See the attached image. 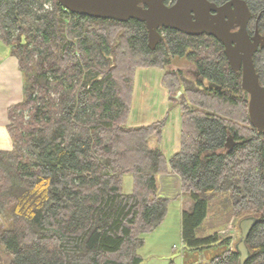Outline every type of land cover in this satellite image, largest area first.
Returning <instances> with one entry per match:
<instances>
[{
	"label": "trees",
	"instance_id": "16d2710c",
	"mask_svg": "<svg viewBox=\"0 0 264 264\" xmlns=\"http://www.w3.org/2000/svg\"><path fill=\"white\" fill-rule=\"evenodd\" d=\"M247 1L264 32V0ZM0 40L26 79L36 58L51 66L34 76L39 90L24 82L23 101L9 109L14 147L0 151V264H141L146 238L168 217L171 200L159 197L158 177L170 171L191 202L184 247L228 246L196 264H240L233 238L203 235L214 205L224 225L261 219L246 264H264V132L250 120L241 74L220 41L169 29L152 50L145 23L75 14L58 0H0ZM190 50L222 90L167 70ZM258 60L264 83V55ZM140 68L165 70L170 103L181 108V148L170 161L162 148L167 119L128 125Z\"/></svg>",
	"mask_w": 264,
	"mask_h": 264
},
{
	"label": "water",
	"instance_id": "95a60500",
	"mask_svg": "<svg viewBox=\"0 0 264 264\" xmlns=\"http://www.w3.org/2000/svg\"><path fill=\"white\" fill-rule=\"evenodd\" d=\"M68 11L95 19L128 22L137 20L148 28V45L155 50L162 41L160 28L177 30L188 35L208 34L220 41L234 71L243 67L242 88L250 95L249 115L253 126L264 132V86L254 63L259 47L264 48V36L259 31L252 39L247 27L251 18L249 6L244 0H232L217 7L208 0H178L171 7L165 0H58ZM216 12L217 15H213ZM240 28L239 32L233 29ZM235 145L233 144L231 147ZM261 219L249 216L239 221V241L235 249L240 264H246L251 256L247 241Z\"/></svg>",
	"mask_w": 264,
	"mask_h": 264
},
{
	"label": "crops",
	"instance_id": "0c3cea01",
	"mask_svg": "<svg viewBox=\"0 0 264 264\" xmlns=\"http://www.w3.org/2000/svg\"><path fill=\"white\" fill-rule=\"evenodd\" d=\"M139 71H147V79L139 83ZM17 58L8 54H0V150L10 148L4 145L5 136L11 141L8 131L9 109L23 100V73L21 74ZM166 71L160 68H140L136 71L132 110L128 122L129 127L149 126L167 119L163 131V153L170 161L181 148L182 113L181 108L172 106L170 92L163 85ZM146 76V75H145ZM3 144V145H2ZM170 171V170H169ZM159 197L171 200V203H182L190 208L191 202L182 195V180L178 174L170 173L158 177ZM189 204V205H188ZM182 207V212L186 210ZM184 214V213H183ZM182 214V216H183ZM166 223L146 238V243L139 254L143 258L141 264H167L172 260L176 243L167 235ZM179 236L182 237L181 223ZM166 232V233H165ZM185 249V247H184Z\"/></svg>",
	"mask_w": 264,
	"mask_h": 264
},
{
	"label": "rangeland",
	"instance_id": "374dc122",
	"mask_svg": "<svg viewBox=\"0 0 264 264\" xmlns=\"http://www.w3.org/2000/svg\"><path fill=\"white\" fill-rule=\"evenodd\" d=\"M8 53H10V48L0 40V54H8ZM178 63L179 60L175 59L171 68L177 69V67L179 66ZM50 67L51 66L47 60L42 58H36L35 61L29 67L30 79L28 80L25 77H23V82H25V85H28L27 81H29V86H32V88L35 91H38L39 87L35 85L34 76L40 72L49 70ZM148 74L150 73L147 71H139V76H138L139 83L141 82L143 83V81L147 79ZM23 91H24V86H23ZM22 98H24V93ZM55 99L58 100L59 97H55ZM5 139L6 140L4 141V145L9 147L10 145L9 143H11V146L7 150H0V151H12L14 147L13 145L14 142L12 138L10 141V139H8V137L5 136ZM124 190L125 193H131L133 191V178L130 175L125 177ZM189 201L190 200L188 199V202ZM186 204L182 206V203L179 202V203H172L169 205L168 217L165 221V223L167 224L166 229L168 230L167 235H170V239H172L177 246L176 249L173 251L172 260L167 264H170L172 261L175 264H196L199 262L209 261L222 255L228 249V246L225 245H217L212 248L206 249L204 251H190L186 248L184 249L182 237L179 236V230H181L180 227L183 219L182 214L184 213L182 212L181 209L182 207L185 209V207L187 206ZM187 208L188 207H186V209ZM216 210L217 207L215 205L210 208L209 218L207 219V221L204 223L203 226V235L218 233L225 237H231L233 238L231 241V247H234V244H236L240 238V230L238 228V223L240 219L238 218L232 219L230 223L224 225L222 219L219 216H216L215 214L217 212ZM3 222L5 223L4 220Z\"/></svg>",
	"mask_w": 264,
	"mask_h": 264
},
{
	"label": "flooded vegetation",
	"instance_id": "af4514ba",
	"mask_svg": "<svg viewBox=\"0 0 264 264\" xmlns=\"http://www.w3.org/2000/svg\"><path fill=\"white\" fill-rule=\"evenodd\" d=\"M177 1L178 0H165V4L167 6H169V7H171V6L175 5L177 3ZM208 1L210 3H212V4H215L217 7H222V6L226 5V4H228L229 2H231L232 0H208ZM244 1L247 2L248 6H249V9H250V12L252 14L251 18L249 20V23H248V27H247V30H248V33H249L250 37L252 39H254V37L257 35V31H259V33L262 36H264V32L261 31L260 26H259L260 19H261V14H259V15L255 14L254 11L251 9V5L249 4V2L247 0H244ZM212 14L213 15H217L216 12H212ZM147 30H148V28H147ZM167 30H169V29L160 28V32H161L163 38H164ZM239 30H240V28H236V29H233V32H239ZM203 35H208V34L197 35V36H194V37H199V36H203ZM189 36H193V35H189ZM191 53H192V50L188 51L185 55H178V56L173 57L172 58V63L167 67V70L177 71L183 77L195 82L196 85L200 86L201 88H213V89L219 88V90H222L221 86H219L217 83L212 82L206 76V74H204L203 70L199 67V65L197 64V62L193 58V56H191ZM225 54H226V52H225ZM261 55H264V48L260 46L258 51L254 55V63H255V66H256V70H257V63L259 62L258 58ZM256 58H257V60H256ZM175 59L179 60V63H178L179 66L177 67V69H172L171 67H172ZM228 61H229V59H228ZM230 68H231V70L233 72L241 74V87H242L243 67L239 71H234L232 69L231 65H230ZM260 82H261V85L264 86V83L262 82L261 78H260ZM245 93L249 96V103H250V95L247 92H245ZM181 94H182V92L179 93V95H181ZM230 140L232 141L231 138H230ZM232 144H233V142H232ZM228 147H229V145L227 144L226 148H228Z\"/></svg>",
	"mask_w": 264,
	"mask_h": 264
}]
</instances>
